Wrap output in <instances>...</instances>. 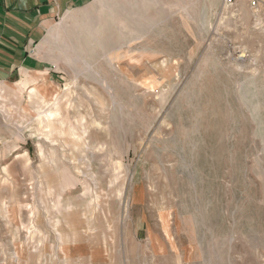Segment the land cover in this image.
Here are the masks:
<instances>
[{
  "label": "rangeland",
  "instance_id": "1",
  "mask_svg": "<svg viewBox=\"0 0 264 264\" xmlns=\"http://www.w3.org/2000/svg\"><path fill=\"white\" fill-rule=\"evenodd\" d=\"M46 31L0 97V264H264V0H84Z\"/></svg>",
  "mask_w": 264,
  "mask_h": 264
},
{
  "label": "crops",
  "instance_id": "2",
  "mask_svg": "<svg viewBox=\"0 0 264 264\" xmlns=\"http://www.w3.org/2000/svg\"><path fill=\"white\" fill-rule=\"evenodd\" d=\"M83 1L0 0V97L10 95L11 84L40 71L42 62L34 50L39 48L48 25Z\"/></svg>",
  "mask_w": 264,
  "mask_h": 264
},
{
  "label": "built area",
  "instance_id": "3",
  "mask_svg": "<svg viewBox=\"0 0 264 264\" xmlns=\"http://www.w3.org/2000/svg\"><path fill=\"white\" fill-rule=\"evenodd\" d=\"M224 3L227 5V6H233L235 3L238 2V0H223ZM260 1L261 0H248L249 2V5L251 6V8H257L259 7L260 5Z\"/></svg>",
  "mask_w": 264,
  "mask_h": 264
}]
</instances>
